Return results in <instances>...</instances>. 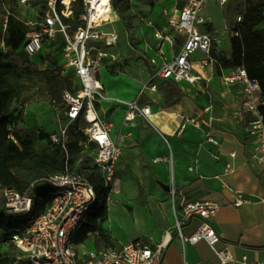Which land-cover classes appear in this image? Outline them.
<instances>
[{
  "label": "built area",
  "instance_id": "1",
  "mask_svg": "<svg viewBox=\"0 0 264 264\" xmlns=\"http://www.w3.org/2000/svg\"><path fill=\"white\" fill-rule=\"evenodd\" d=\"M35 1H42L47 7L43 22L38 28L26 36L24 53L33 59L44 50L45 46L62 40L61 62L64 72L70 73L80 86L78 92L65 91L63 93L64 108L52 107L57 117V130L51 133L50 141L53 146L60 148L66 156L63 172L42 179L41 184L55 188L54 197L47 208L39 215L32 217L27 224L18 229H0V248L14 246L20 252L16 263L21 260L29 264H162L167 247L166 238L156 245H147L136 241L119 248L108 247L102 249L80 250L79 236L91 220L94 209L99 205V196L95 186L81 171L79 161L72 165L70 154L71 130L80 122L85 124L81 132L85 141L80 145L82 156L89 157L94 169L103 179L102 199L107 193L116 174L117 163L122 155L120 145L111 136L109 123L102 121L96 109L97 104L115 103L127 108L125 124L141 116L150 121L151 108L141 103L143 93L133 101H122L108 97L98 78L99 70L104 61L114 62L115 57L107 49L114 47L119 41V34L100 28L109 23L95 22L97 12L94 0H80L83 13L80 15L81 26L72 31L65 23L74 15L77 0H19L21 5H28ZM223 7L228 0H217ZM208 0H187L181 10L168 16L165 25L155 29L154 38L160 42L156 56L161 58L158 66L157 59H153L156 79L171 80L176 83L187 82L194 84L202 79L201 72L196 66L205 70L214 66L212 49L215 39L212 33H203L200 27L209 23L204 10ZM108 14L112 12L111 0L106 8ZM10 11L6 0H0V30L5 36ZM242 18H238V23ZM231 32V29H229ZM177 38L183 40V46L174 59L168 60L162 51V45L173 46ZM1 47L6 50L2 40ZM200 51L204 58L193 61V55ZM223 82L229 86H239L240 96L234 114L238 120L249 115L247 134L253 140L251 159L264 166V118L260 114V107L264 106L262 89L257 80L250 79L244 68H238L234 73L223 77ZM151 90H156L153 86ZM93 117L90 118V114ZM182 133L188 126L200 128L195 118L178 116ZM10 139L15 143L16 126L7 125ZM206 141L214 146L219 142L213 137ZM231 157H235L234 154ZM158 160H155L157 162ZM228 171L233 172L231 165ZM191 170V169H190ZM36 184L18 190L14 187L4 188L3 209L7 215L21 217L31 214L38 201ZM175 207L181 212L177 217L176 232L180 239L190 244L205 241L216 254L221 264L234 261L228 251L216 248L218 236L210 224L220 210L221 205L212 201H197L176 203L178 192L170 189ZM233 206L240 208L249 202V198L241 192L234 193ZM200 218L203 223L192 236L185 238L182 234L184 221L190 218Z\"/></svg>",
  "mask_w": 264,
  "mask_h": 264
},
{
  "label": "crops",
  "instance_id": "2",
  "mask_svg": "<svg viewBox=\"0 0 264 264\" xmlns=\"http://www.w3.org/2000/svg\"><path fill=\"white\" fill-rule=\"evenodd\" d=\"M207 18L210 21L201 32L214 35L221 31L212 26L210 17ZM164 45L161 48L165 57L174 59L175 56L170 55L171 46L167 44L164 51ZM228 45L225 48L229 57L230 41ZM113 56L114 62L105 60L99 70L100 82L104 69L109 70L115 65L117 58ZM156 59L159 66L161 58L156 56ZM196 70L203 75L198 82L189 84L158 79L167 83L164 88L150 90L149 100L144 99V96L141 98V103L151 108V123L136 116L133 122L122 124L117 135L111 128L112 138L122 149L116 171L121 162L127 163L140 153L150 163L152 184L164 203L158 207L162 221L154 234L155 241L143 243L156 245L166 238L167 247L162 264H221L205 241L194 245L184 242L176 230L164 236L172 219L171 188L178 192L177 204L181 201H212L221 205L216 216L210 219V224L218 236L216 248L228 251L234 258L228 264H264V166L251 159L253 140L247 134L250 116L245 115L238 120L234 114L239 102V86H229L221 81L224 76L234 73L235 69H222L221 75L216 74L214 66L203 71L196 66ZM180 93L183 94L182 98L179 97ZM45 110V115L50 112L46 120L36 122L29 118L22 127L51 134L57 117L50 105ZM126 112L125 107V116ZM178 116L195 118L200 128L190 125L179 134ZM208 136L215 138L219 145L209 144L206 141ZM232 154L235 157H231ZM228 165L233 167V172L228 171ZM235 192L243 193L249 202L240 208L234 207ZM202 223L203 220L197 217L184 221L183 236H192ZM128 244H119L114 248Z\"/></svg>",
  "mask_w": 264,
  "mask_h": 264
},
{
  "label": "rangeland",
  "instance_id": "3",
  "mask_svg": "<svg viewBox=\"0 0 264 264\" xmlns=\"http://www.w3.org/2000/svg\"><path fill=\"white\" fill-rule=\"evenodd\" d=\"M124 2H128L130 6V9L123 14L125 23L113 11L101 19L102 22L111 19L100 29L118 33L119 41L114 47L107 49L108 53L116 56L117 61L109 70L104 69L100 79L107 96L129 101L143 93V98L149 100L151 99L150 90L153 86L162 89L167 84L154 76L155 66L152 60L156 58L155 53L158 52L160 45V42L154 38V30L165 24L168 16L175 14V11L185 5L187 0H124ZM6 3L8 10L15 17L24 21L30 32L38 28L47 12V7L42 1H35L28 5H21L19 0H6ZM116 3L120 4L121 2L117 0ZM257 3V0H228L223 7H220L217 0H208L203 15L210 17L215 29L221 30L213 35L215 42L212 51L217 75H221V70L228 64V52L225 47L229 46L228 41L232 38L229 29L238 23L239 17L242 18L243 22L252 13ZM15 24L16 19L11 26L13 29H15ZM126 25L130 31L127 30ZM206 27L207 24L201 26L200 31ZM1 42L2 40H0ZM182 44L183 40L177 38V42L170 48V55L176 56L182 49ZM48 47L49 45L35 58L27 60L22 52L14 53L9 46L4 50L0 44V50L6 60L13 65L21 68L36 66L42 70H45L50 64V48ZM166 47L167 44L163 47L164 51H166ZM203 58L204 56L200 51L193 55V59L201 60ZM221 81L224 83L223 78ZM72 86L74 92L79 91V84H72ZM49 100L48 87L43 82H39L35 87L28 89L23 98L16 103V107L24 105L21 111L23 112L20 124L22 129L19 131V136L22 139L28 133L37 134V129L30 130L27 127V129L22 127L29 118L37 122L44 121L50 116V112L47 115L44 114L46 113L45 109L49 107ZM96 109L101 120L109 123L116 135L119 134L121 125H125V107L101 103L96 105ZM25 111L26 115L24 114ZM57 127L55 121L51 132L56 131ZM84 127L85 124L80 122L72 128V145L80 146L83 144L84 138L80 132ZM146 127H149L148 124ZM36 147L41 153L50 151L45 142H38ZM73 155L77 158L72 162L73 166H76L80 160L81 171L87 177L94 172L95 169L89 157H83L82 152L77 153L78 156ZM149 168V161L141 153L127 163L121 162L119 164L105 199L107 220L99 225L90 220L87 226H91L94 230L87 237L82 235L84 230L81 232L79 236L80 250L102 249L136 241H155L154 234L157 232L158 224L162 221L158 214V207H162L164 200H161L152 184ZM170 202L172 219L164 232V236L176 230L177 217L181 212L179 207H175L171 195ZM2 205L3 194L0 190V209ZM23 221L21 219L14 220L12 227H19Z\"/></svg>",
  "mask_w": 264,
  "mask_h": 264
},
{
  "label": "trees",
  "instance_id": "4",
  "mask_svg": "<svg viewBox=\"0 0 264 264\" xmlns=\"http://www.w3.org/2000/svg\"><path fill=\"white\" fill-rule=\"evenodd\" d=\"M116 2L117 0H111L112 11L116 12L125 23L123 14L130 9V6L124 0H120V4ZM257 2L252 13L243 22L236 23L231 28L230 55L227 58L228 64L223 69L236 70L244 68L250 79L257 80L260 83L264 99V0H257ZM10 13L4 37L0 30V40H4L5 46H9L12 52L20 51L25 55L23 48L26 36L30 33V30L24 21L15 17L12 12ZM82 13L81 2L77 0L73 17L64 20L72 31L82 25L80 22V15ZM15 19V29H13L11 26ZM127 30L130 31L128 26ZM62 45L61 39L49 44L48 48H50L51 58L50 64L45 70L39 69L36 66L21 68L13 65L6 60V57L0 50V190L3 191L7 187L23 190L35 183V191L39 193L38 201L29 215L21 217L10 216L4 212L2 207L0 209V229L11 230L21 228L32 217L41 214L51 203L55 188L38 182L48 176L61 173L65 169V153L60 148L52 145L50 141L51 134L36 130L37 134L28 133L24 139L19 136V127L23 117V112L21 111L24 105L15 106L23 98L24 93L28 89L35 87L39 82H43L49 89V105L61 110L64 108L63 93L65 91L73 92L72 84L78 83L70 73L66 74L64 72L59 63ZM25 57L27 58L26 55ZM27 60L31 59L27 58ZM179 97L182 98L183 94L180 93ZM260 114L264 118V106L260 107ZM8 124L16 126L14 137L17 143L10 139V133L7 131ZM80 135H82L85 141V136L82 132H80ZM38 142H45L50 151L39 152L36 147ZM71 143L70 154L71 162H73L77 159L73 154L78 156L76 154L81 152V147L72 145ZM88 179L95 186L99 196V205L94 209L91 221L99 225L107 220L105 199H102L103 179L95 170L88 175ZM19 219L24 220L21 225L16 228L12 227L13 221ZM93 230L94 228L91 226H86L82 234L83 237H87ZM19 256L20 252L14 246L0 248V264H29L25 260L16 263Z\"/></svg>",
  "mask_w": 264,
  "mask_h": 264
},
{
  "label": "bare ground",
  "instance_id": "5",
  "mask_svg": "<svg viewBox=\"0 0 264 264\" xmlns=\"http://www.w3.org/2000/svg\"><path fill=\"white\" fill-rule=\"evenodd\" d=\"M108 2L109 0H94V8L97 12V15L95 16V20H94L95 22L98 20V18H103L108 14V12L106 11ZM105 21H109V19ZM92 117H93V113L90 114V118Z\"/></svg>",
  "mask_w": 264,
  "mask_h": 264
}]
</instances>
